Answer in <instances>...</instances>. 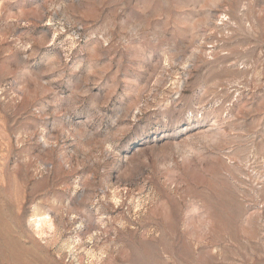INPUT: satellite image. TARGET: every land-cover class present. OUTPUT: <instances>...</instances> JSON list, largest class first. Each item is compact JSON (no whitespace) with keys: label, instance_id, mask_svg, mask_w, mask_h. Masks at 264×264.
<instances>
[{"label":"rangeland","instance_id":"1","mask_svg":"<svg viewBox=\"0 0 264 264\" xmlns=\"http://www.w3.org/2000/svg\"><path fill=\"white\" fill-rule=\"evenodd\" d=\"M0 264H264V0H0Z\"/></svg>","mask_w":264,"mask_h":264},{"label":"bare ground","instance_id":"2","mask_svg":"<svg viewBox=\"0 0 264 264\" xmlns=\"http://www.w3.org/2000/svg\"><path fill=\"white\" fill-rule=\"evenodd\" d=\"M39 224H38V222L36 224H34L35 233H37L38 235H42L43 234V227H41V225H39Z\"/></svg>","mask_w":264,"mask_h":264}]
</instances>
